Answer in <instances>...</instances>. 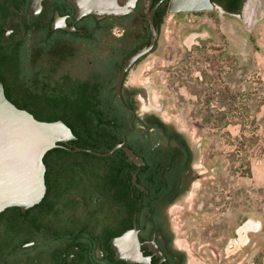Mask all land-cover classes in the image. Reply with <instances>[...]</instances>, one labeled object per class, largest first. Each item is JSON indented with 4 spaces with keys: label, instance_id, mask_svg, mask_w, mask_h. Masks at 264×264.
<instances>
[{
    "label": "rangeland",
    "instance_id": "1",
    "mask_svg": "<svg viewBox=\"0 0 264 264\" xmlns=\"http://www.w3.org/2000/svg\"><path fill=\"white\" fill-rule=\"evenodd\" d=\"M259 1L254 14L241 18L219 11L167 14L157 49L127 79L128 87L143 93L140 111L156 113L194 153L185 190L168 211L188 264H264V187L257 183L259 173L264 179V41L257 44L264 37V3ZM227 87L240 95L233 115L241 124L221 129L219 112L226 109L217 98L209 105L207 100ZM209 106L217 112L214 123L205 125ZM248 222L251 230L242 238L237 230Z\"/></svg>",
    "mask_w": 264,
    "mask_h": 264
},
{
    "label": "flooded vegetation",
    "instance_id": "2",
    "mask_svg": "<svg viewBox=\"0 0 264 264\" xmlns=\"http://www.w3.org/2000/svg\"><path fill=\"white\" fill-rule=\"evenodd\" d=\"M41 1V12L33 17L29 15L33 0H0V67L4 55L21 47L30 55V70L44 69L50 85L52 65L57 71L62 70L64 60L51 55L50 41L42 40L37 32L57 31L53 30L57 15L69 28H75L79 20L75 19V9L67 0ZM118 2L123 4L124 0ZM144 12L138 0L135 14L129 15L139 19L137 14ZM72 20L74 24H71ZM111 33L121 37L125 29L117 26ZM42 45L45 46L43 55L35 56L36 52L41 53ZM82 45L80 42L76 46ZM33 64L37 66L34 68ZM65 65L70 67L74 81L80 82L75 85V90L81 89V63L72 60ZM130 72L122 88L127 95L139 90L127 86ZM101 91L107 92L106 89ZM139 95L134 98L136 107H127L132 113L121 107L125 113L120 116L130 117V120L128 131L122 134L119 144L130 131L134 116V130L126 137L125 147L143 164L137 166L129 162L122 150L105 161L83 156L88 153L75 152L73 141L68 146L59 144L58 147L66 151L56 148L43 159L46 191L41 202L25 212L15 207L0 214V264H142L126 259L123 250L115 244L130 231L137 233L142 260L146 264H188L175 239L168 211L185 190L194 153L186 138L165 123L175 134L167 136L170 131L156 113L140 111ZM95 123L99 128L104 124L99 119ZM106 124L109 131L116 129L115 122ZM118 125L124 127L126 122L121 119ZM148 127H151L150 131ZM180 136L190 150L192 162L189 171L179 175L178 169L165 161L173 159L167 149L177 148ZM144 149L148 152L139 154L136 151ZM183 165L187 167L186 162ZM133 175H136L137 186L133 184ZM173 197L174 202H170Z\"/></svg>",
    "mask_w": 264,
    "mask_h": 264
},
{
    "label": "trees",
    "instance_id": "3",
    "mask_svg": "<svg viewBox=\"0 0 264 264\" xmlns=\"http://www.w3.org/2000/svg\"><path fill=\"white\" fill-rule=\"evenodd\" d=\"M159 1L140 0L141 9L147 10V13L140 14L141 17H147L150 13V3L155 6ZM246 1L212 0V3L227 14L241 16ZM168 3L166 1L160 6L155 17V26L159 30L167 16ZM51 19L53 20V14ZM71 24H74L73 20ZM74 26L75 32L73 33L63 30L37 32L42 36V40L50 41L51 55L64 60L62 70L57 71L52 65L50 85L44 69L39 71L37 68L35 72L30 70L31 61L28 58L30 55L21 47L3 56L0 67V83L3 84L6 98L19 110L28 112L40 122H63L76 138L71 143L74 147L106 154L120 143L122 134L128 131L127 125L130 120V117L122 118L120 116L125 111L121 108L113 90L118 74L128 58L150 44L151 32L147 21H141L133 15L103 19L84 17ZM117 26L125 29V34L121 37H114L111 33V30ZM80 42L83 45L76 46ZM156 49L157 46L154 51ZM44 50L45 46L42 45L41 53L36 52L35 56L43 55ZM72 60L80 62L82 67L83 80L79 90H75V85L80 82L74 81L70 67L65 65ZM33 66L35 68L37 64H33ZM58 75L61 76L60 80L57 79ZM201 78L204 80L205 75L203 74ZM102 89H106L107 92H102ZM137 94L141 96L143 93L141 90H134L127 95L125 90H122V98L127 107H136L134 98ZM193 94L200 99L202 92ZM239 96L237 93L233 94L227 87L224 92H217V95L213 93L207 100L209 105L214 98H217L220 106L226 109L225 112H219L220 121L224 122L220 126L221 129L241 124L237 115H233V113L237 114L234 103ZM242 107L251 106L243 104ZM208 108V114L203 116L205 125L214 123L215 112H217L210 106ZM229 116L233 121L228 119ZM97 119L104 122L103 127L96 126ZM121 119L126 122L124 127L118 125ZM110 121L115 122L116 129L113 131H109V125L106 124ZM163 125L170 131H167V136L173 137L175 134L165 123ZM150 129L151 127H148L147 130L150 131ZM180 137L177 148L167 149L173 154V159L165 161L173 168L176 167L179 175L181 172L189 171L192 162L190 150L182 136ZM248 143L251 144V142ZM57 150L66 151L63 148ZM136 151L139 154L148 152L146 149ZM83 156L105 161L112 159V157L97 158L88 154H83ZM146 156L150 158V154L147 153ZM185 162L187 163L186 168L183 167ZM174 198L170 202H174Z\"/></svg>",
    "mask_w": 264,
    "mask_h": 264
},
{
    "label": "water",
    "instance_id": "4",
    "mask_svg": "<svg viewBox=\"0 0 264 264\" xmlns=\"http://www.w3.org/2000/svg\"><path fill=\"white\" fill-rule=\"evenodd\" d=\"M75 9V19L78 21L84 17H123L135 14L138 0H124L120 4L118 0H67ZM167 0H160L155 6L150 4L151 11L146 18L151 32L150 44L136 52L126 60L118 74L115 84V94L121 107L132 113L127 108L122 98V88L127 74L141 60L148 57L158 44L160 30L155 26V15L159 7ZM41 0H33L29 15L36 17L41 12ZM244 5L241 16L246 17ZM257 4L254 7L256 10ZM219 11L225 14L219 6H215L212 0H169L167 14L176 15L184 13H202ZM226 15V14H225ZM53 30H63L69 33L75 32V28H69L65 20L56 16ZM131 120L130 131L123 136V143L115 146L106 154H98L80 148H74L75 152L88 153L90 155L108 158L115 152H125L129 162L141 166L139 159L131 150L125 147L126 137L134 130ZM76 138L72 131L61 121L54 123L40 122L24 110H19L5 96L3 84L0 83V214L10 208H21L24 212L37 205L45 195V166L43 159L47 153L59 148L58 145L68 146L69 142ZM133 184L137 186L136 175H133ZM140 189L145 191L144 188ZM115 244L124 252V257L142 264L137 233L130 231L116 240Z\"/></svg>",
    "mask_w": 264,
    "mask_h": 264
},
{
    "label": "crops",
    "instance_id": "5",
    "mask_svg": "<svg viewBox=\"0 0 264 264\" xmlns=\"http://www.w3.org/2000/svg\"><path fill=\"white\" fill-rule=\"evenodd\" d=\"M257 2V4H258V2H260L259 0H257L256 1ZM264 3V0H263V2L261 3V5ZM217 6V5H216ZM258 7H259V5H258ZM252 11H253V13H252ZM258 9H257V13H258ZM224 12V11H223ZM254 12H256V10H254V4H253V7L251 8V10L249 11V12H247V13H245V15L246 16H251L252 14H254ZM226 15H228V16H230V17H236V16H234L233 14H227L226 12H224ZM264 41V37L262 36H260L259 38H258V41H257V44H260L261 42H263ZM261 165L264 167V160L262 159L261 160ZM255 174V173H254ZM261 174V175H260ZM257 183L259 184V186H262V188L264 187V179H263V177H262V173H259L258 175H257Z\"/></svg>",
    "mask_w": 264,
    "mask_h": 264
},
{
    "label": "bare ground",
    "instance_id": "6",
    "mask_svg": "<svg viewBox=\"0 0 264 264\" xmlns=\"http://www.w3.org/2000/svg\"><path fill=\"white\" fill-rule=\"evenodd\" d=\"M252 6H253V0H251V2L248 3V6H247V8L245 10V13L249 12L251 10ZM250 230H251V224L250 223H246L238 231V235L240 237L244 238L245 237L244 233H248Z\"/></svg>",
    "mask_w": 264,
    "mask_h": 264
}]
</instances>
